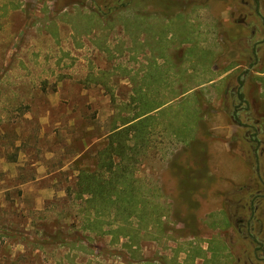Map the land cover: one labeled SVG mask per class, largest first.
<instances>
[{
  "label": "rangeland",
  "instance_id": "obj_1",
  "mask_svg": "<svg viewBox=\"0 0 264 264\" xmlns=\"http://www.w3.org/2000/svg\"><path fill=\"white\" fill-rule=\"evenodd\" d=\"M97 2L83 7L104 9L108 1ZM172 2L165 11L139 10L156 15L147 20L112 9L111 27L95 21L90 32L84 9L54 12L52 0H0V264H177L187 243H198L224 216L223 205L230 220L224 216L226 230L212 236L216 256L206 264H217L218 242L234 243L236 264H264L248 257L255 246L249 226L232 230L239 220L232 213L245 201L258 206L252 234L264 238V130L252 143L262 154L260 179L250 171L257 167L248 143L255 120L246 119L248 110L252 118L261 117L259 107L264 112V78H257L260 93L253 80L264 71V0ZM204 20L217 29V54L201 45L210 35ZM218 63L232 72L221 100L210 101L211 92L194 87ZM232 113L243 126L231 123ZM130 124L126 160L115 159L123 171L112 196L119 202L102 214L86 211L75 196L80 172L94 170L112 133ZM229 126L230 153L218 138ZM250 186L253 196L242 197L239 188ZM209 212L215 221L203 215ZM55 232L92 253L59 246Z\"/></svg>",
  "mask_w": 264,
  "mask_h": 264
},
{
  "label": "trees",
  "instance_id": "obj_2",
  "mask_svg": "<svg viewBox=\"0 0 264 264\" xmlns=\"http://www.w3.org/2000/svg\"><path fill=\"white\" fill-rule=\"evenodd\" d=\"M53 1V11L54 12H62L65 8L68 6H73L79 9H84L83 4L87 0H52ZM95 4H97V0H91ZM107 6L106 8H100V6L95 10H86V17L85 21L88 22V31L93 28L92 24L96 21L98 23H105L104 27H111L113 24V12L112 9L115 10L114 12L120 13L124 11H129L134 14V16L139 17L142 20H147L151 17H155L156 15H153L151 13H147L146 15L143 13L139 14V10H144L148 5H155L160 6L164 11L171 9V6H173L172 0H107ZM155 1V2H154ZM158 1V3H157ZM257 2V0H255ZM114 6V7H113ZM19 8L18 6L13 7ZM138 9V10H137ZM164 14V13H163ZM163 14H160V17L163 18ZM108 15V16H107ZM105 16V18H104ZM100 27V26H99ZM241 99V97H240ZM142 118V117H140ZM235 120V119H234ZM136 121L134 120V124ZM259 122L256 125V131L257 134L261 135L262 130H264V122L261 120H256L255 122ZM128 126V125H127ZM133 124L129 125L128 127H125L123 132H115L112 133V137L110 138V141L108 145L105 147L104 150L100 151L97 154V160L96 164L94 166V170L84 169L80 172L78 176V181L75 191L76 198L83 201L87 208L95 211L97 214H102L106 209H110L115 205V203H118V199H112L113 195L118 196L117 192V185L116 182L119 180L120 177L123 176V171L121 172L119 169L121 165L120 163H116L115 159L119 158V161H125L126 160V153H125V138L129 135V130L132 129ZM129 138V137H128ZM127 149V148H126ZM105 174L110 175L109 180L111 181H105L103 176ZM86 197V199H83ZM84 230V228H83ZM86 230V229H85ZM89 230V229H87ZM99 234V231L97 229V235ZM46 237V235H44ZM49 238V237H48ZM52 240H60L61 238L65 239L63 233L61 232H55L53 237H51ZM61 239L58 242V245L61 247H74L77 246L78 249L85 252H91V247L88 245H84L82 243H68L66 240L63 241ZM34 246L42 247L43 244L40 241H32L31 243ZM75 246V247H76Z\"/></svg>",
  "mask_w": 264,
  "mask_h": 264
},
{
  "label": "crops",
  "instance_id": "obj_3",
  "mask_svg": "<svg viewBox=\"0 0 264 264\" xmlns=\"http://www.w3.org/2000/svg\"><path fill=\"white\" fill-rule=\"evenodd\" d=\"M206 8L210 9L211 7H203V10H206ZM212 13L214 14V12H212ZM174 16L176 17V16H179V15H172V17H174ZM214 18H217V17H214ZM214 18H213V21H215L216 26H217V22H216L217 20H214ZM219 19H222V17L219 16ZM225 20H226V18H225ZM209 22L210 21H208V20H204V22H203V28H205L206 23L209 26L208 27L209 31H207V34H210V35L206 36V38H207L206 41L207 42H205L203 39L201 40V45L208 44L212 48V51H214V54H217L216 52H221V49H223V47H221L222 46L221 44H218L219 42L216 41V38L214 36V31L213 30H217V29L214 28L215 26L210 25ZM219 45H221V46H219ZM184 49H187V46H185ZM213 70L215 72H213ZM231 72H232V69H227V67H221V68L214 67V69L211 68L210 72L208 73V75H210V78H208L205 82H203L204 84H201L199 87L195 86L194 88H198V89L200 88L199 90L205 89V90H208L209 92H211L213 94V96L209 97L208 95H206L207 96V100L211 101V99L213 98V99H219V101H220L222 96L226 92V86H227L226 82H227L228 76H229V74ZM213 73H215V75ZM211 75H213V76L211 77ZM257 78H259V79L264 78V71L256 74V78L253 79L254 80V84H256L258 86L257 87L258 88V93H260L261 85L259 84L260 81ZM223 84H224V86H223ZM204 85H208V86H211V87H204ZM215 88H216V90H215ZM210 118H212L211 120L218 121L219 123H223V121L225 119V117H222L220 119L217 118V117H210ZM228 129H229V131L227 132V135H225V136L221 135V136L218 137L219 140L222 139V144H220L221 146L223 145L222 148H224V146H225V148H228V145L226 147V145L224 143H227V142H225V139H230L231 138L232 126H229ZM220 132H223V131H220ZM216 139H217V137H216ZM222 148H221V150H222ZM227 151H229V149H227ZM210 161H211V159H209V163H210ZM210 166L211 165L209 164V167ZM211 171L212 170L209 171V177L211 176ZM232 176H234V173L232 174ZM224 179H228L229 181L232 180L231 176L230 177L226 176ZM193 197L196 200V198L198 199L201 196L197 195V196H193ZM210 197H212L214 199V197L212 195L208 196L207 198L209 199ZM203 198L205 199L206 196L203 197ZM195 200H194V202H196ZM137 202L139 203V201H137ZM217 211H220V207L217 208ZM214 212H216V211L214 210ZM214 212H209V213H206V214H203V215H206V219H208V220H209L208 217L210 215H212V219L211 220H214V218H213ZM216 213H218L220 215L223 214V212H216ZM200 217H202V216H200ZM223 218H224V216L217 218L218 222L216 221V223L208 226L210 228H213V231H210L211 229L206 227V229L208 231L205 232L206 235H205V237L203 239L198 240L199 241L198 243L195 242V244H190V245H189V243H187L186 251H182L180 253V257L181 258H180V261L177 262V264H206V262H210L211 260H213L214 255H215L214 254V252H215L214 246H216V244L214 246H212L210 244L212 242L211 238H212V236H215L216 230L218 228L222 227L224 231L226 230V227H224V226L228 225V219H226L227 225H224L223 224L224 223ZM203 225H205V224H203ZM224 231H222V232L218 231L216 233V235L217 234L221 235V233H223ZM218 243L220 244L219 248H222V249L220 250V252H221L220 255H218V258L216 257L215 261L217 262V264H232L233 259L230 256L229 248L224 244V242H218ZM155 263L159 264L157 262H155ZM143 264H145V263H143ZM147 264H152V263L148 262Z\"/></svg>",
  "mask_w": 264,
  "mask_h": 264
},
{
  "label": "flooded vegetation",
  "instance_id": "obj_4",
  "mask_svg": "<svg viewBox=\"0 0 264 264\" xmlns=\"http://www.w3.org/2000/svg\"><path fill=\"white\" fill-rule=\"evenodd\" d=\"M194 6L195 5H197V6H199V7H201V8H203V7H207V6H209V5H207V3L205 2H203V3H199V2H195L194 4H193ZM193 5H191V6H193ZM171 7H173L172 5H170ZM172 16H170L169 18H171ZM240 49V45H239V43H237V45H236V47H235V49ZM240 58V57H239ZM225 61H229L228 62V64L230 63V62H232V58H227V59H225ZM222 64H224V63H222ZM222 64L221 63H218V65H217V67H219V68H221V67H223L222 66ZM241 83H242V81H241ZM233 94V93H232ZM239 99H240V97H239ZM241 99H242V96H241ZM255 113H257L259 116H261L260 118H252V114H250V111L248 110V112H247V117H246V119L248 120V121H250L251 119H253V120H261L262 122H264V112L262 111V109H261V107H259L258 108V110L257 111H255ZM235 119V120H234ZM230 120H231V123L232 124H234L235 126H237V127H241V126H243V124H241L240 123V121H239V119H238V117L237 116H235L234 115V113H232V114H230ZM255 122V121H254ZM259 122H256L255 123V127H254V129H255V134H254V136L252 137V142L251 141H248V143L250 144V149H251V158L252 159H254L255 161H257L256 162V165L258 164V161H259V157L262 155V154H260V155H258V157H257V155H256V151L258 150L257 149V147H253V145H252V143H254V144H259L260 142L259 141H257L256 140V138L259 136V134H257V131H256V125L258 124ZM263 134V133H262ZM253 138L255 139V141H253ZM246 142H247V140H245ZM255 148V149H254ZM228 149H229V153L231 152V148L230 147H228ZM233 152V151H232ZM254 152V153H253ZM231 154H234V155H236L237 153L234 151L233 153H231ZM264 158V157H263ZM247 166V165H246ZM253 167V165H251V168ZM260 166L259 165H257V167L256 168H253V170L251 169L250 171H253V174H254V176L255 177H257V178H260V179H262V172H261V169L259 168ZM263 168H264V164H263ZM232 184H233V182H232ZM242 188V189H241ZM241 188H239V191H243V192H241L240 194H241V196L243 197L245 194H248V193H250V194H248L249 196H253V195H251V193L254 191V186H250V187H241ZM248 188V190L246 191V189ZM230 191V190H229ZM258 193V192H257ZM260 193V192H259ZM228 194V193H227ZM256 196V195H255ZM256 197H259L258 195L256 196ZM244 200V199H243ZM223 201H224V198H223ZM230 201H232V200H230ZM224 202H226V201H224ZM223 202V203H224ZM233 202V201H232ZM242 202V203H241ZM240 202V204H239V208H238V210H241V212H242V214H243V216H241L240 214H241V212H239L238 210L237 211H234L233 213H232V219L233 218H235L234 220H237V219H239L238 221H235V224L233 225V222H232V230H234V232L236 231V230H238V232L240 233L241 232V230L240 229H236V223H238V226L239 227H241V225L243 226L244 225V227H245V229H246V227L247 226H249V234H250V237H252V239H253V241H254V247H252L253 249H252V251H251V253L248 255V257H252V258H261L262 260H264V238L263 239H260V240H258V239H256V237H255V235H253L252 234V232L254 231V226H253V224H254V219H255V214H256V212H257V205H250L249 206V208L247 207V203L245 202V201H241ZM245 202V203H244ZM223 207H224V216L226 217V219H228V223H229V220H230V218H229V216H228V212H227V210H226V208H225V206L223 205ZM248 208V209H247ZM244 222V223H243ZM230 223H231V221H230ZM235 226V227H234ZM259 232H261L262 233V230L261 231H259ZM258 232V233H259ZM233 244L234 243H232V246L230 245H228V244H226L225 243V245L229 248V251H230V256H231V258L233 259V261H232V264H236V263H240L241 262V260H239L238 258H237V256H236V254H235V249H234V246H233ZM231 248V249H230ZM251 261V262H250ZM243 264H254L253 263V261H252V259L250 260H246L245 261V263H243Z\"/></svg>",
  "mask_w": 264,
  "mask_h": 264
}]
</instances>
